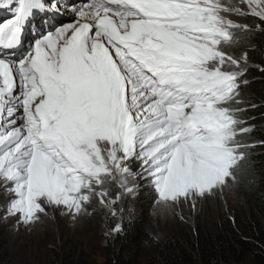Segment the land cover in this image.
<instances>
[{"label":"snow or ice","instance_id":"6c2138e0","mask_svg":"<svg viewBox=\"0 0 264 264\" xmlns=\"http://www.w3.org/2000/svg\"><path fill=\"white\" fill-rule=\"evenodd\" d=\"M0 7L10 12L0 20V193L8 216L28 225L59 209L75 218L94 198L115 216L142 180L163 207L194 206L235 181L252 131L238 99L248 57L225 46L250 30L232 15L257 18L264 31V0Z\"/></svg>","mask_w":264,"mask_h":264},{"label":"trees","instance_id":"16d2710c","mask_svg":"<svg viewBox=\"0 0 264 264\" xmlns=\"http://www.w3.org/2000/svg\"><path fill=\"white\" fill-rule=\"evenodd\" d=\"M232 17L250 26L235 33L232 46L248 57L247 83L238 99L241 119L252 131L243 138L249 147L235 173L238 192L231 214L214 218L201 213L193 223L177 221L159 241L146 226L151 196L138 198L136 206L126 200L118 221L122 230L107 242L102 264H264V31L256 30L257 18ZM129 209L133 212L127 216ZM13 236L0 222V264H9ZM71 248L53 251L46 264H96Z\"/></svg>","mask_w":264,"mask_h":264},{"label":"rangeland","instance_id":"374dc122","mask_svg":"<svg viewBox=\"0 0 264 264\" xmlns=\"http://www.w3.org/2000/svg\"><path fill=\"white\" fill-rule=\"evenodd\" d=\"M222 2L228 3V0H222ZM9 15V11L4 8L0 9V20ZM230 18L235 20L232 16ZM62 19L64 22H69L71 16L66 15ZM225 47L236 57L242 55L235 46L226 45ZM244 160L245 157L237 161L234 174L237 173L238 167ZM236 180V176L234 182L229 180L228 186L215 196L197 199L194 206L191 203H180L172 208H165L157 203L155 190L147 181L142 180L134 195L124 196L116 205L117 214L115 216L107 207L101 205L98 199L94 198L86 205V211L76 215L75 218L72 214H62L59 209H49L47 215L41 214L38 221L28 225L18 223V218L15 216L7 215L8 201L0 193V222L14 235L9 264H46L53 251L62 253L72 250L71 247L76 252L82 251L96 264H102L106 244L116 233L112 229L122 215V205L126 200L136 206L139 202L138 198L151 196L152 202L147 210L146 226L149 233L160 241L166 229L172 227L177 221L193 223L197 215L201 213L214 218L231 214L237 201ZM117 190L118 186L115 185L111 189L113 193ZM132 212L133 209L127 210V216ZM136 214H139L138 210Z\"/></svg>","mask_w":264,"mask_h":264},{"label":"bare ground","instance_id":"6f19581e","mask_svg":"<svg viewBox=\"0 0 264 264\" xmlns=\"http://www.w3.org/2000/svg\"><path fill=\"white\" fill-rule=\"evenodd\" d=\"M71 2H72V1H71ZM71 2H70V3H71Z\"/></svg>","mask_w":264,"mask_h":264}]
</instances>
